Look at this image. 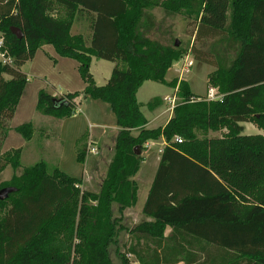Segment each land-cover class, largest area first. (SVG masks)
Segmentation results:
<instances>
[{"label": "trees", "instance_id": "obj_1", "mask_svg": "<svg viewBox=\"0 0 264 264\" xmlns=\"http://www.w3.org/2000/svg\"><path fill=\"white\" fill-rule=\"evenodd\" d=\"M157 7L181 13L197 42H212L209 51L193 44L191 52L215 66L208 84L218 86L222 98L194 93L188 79L166 78L189 51L175 38L151 37ZM209 7V0H0V35L14 58L12 64L0 61V145L28 82L21 66L45 44L78 60L85 87L63 94L43 87L37 111L65 118L79 99L100 98L119 125L98 190L81 189V178L44 159L22 167L21 147L2 154L0 167L10 164L14 174L0 187L16 189L0 198V264H114L112 245L129 264L117 235L125 210L138 200L134 176L142 151L162 137L166 144L143 207L151 219L131 230L127 252L141 264H264V134L243 133V122L264 128V0H228L224 25L202 18ZM79 21H86L88 34L71 33ZM93 55L124 65L117 63L107 82L98 84ZM148 79L178 87L180 99L164 126L146 127L137 91ZM162 101L155 96L147 105L153 109ZM15 129L25 139L35 131L32 121ZM221 129L222 135L208 134ZM86 156L85 146L79 161ZM167 225L172 231L165 236Z\"/></svg>", "mask_w": 264, "mask_h": 264}, {"label": "crops", "instance_id": "obj_2", "mask_svg": "<svg viewBox=\"0 0 264 264\" xmlns=\"http://www.w3.org/2000/svg\"><path fill=\"white\" fill-rule=\"evenodd\" d=\"M73 26L71 32L73 31ZM95 58H103H99L94 55L92 56L91 70L94 73L98 84H105L107 82L111 76L114 66L117 63L120 66L124 65L120 60L113 61L105 59L110 63V65L100 63L101 67L106 69V71L102 76V79L99 80L97 72L95 71ZM178 62L179 60L175 61L173 66L176 67ZM78 65L79 62L76 58L61 55L57 52L53 44H45L44 46L38 48L34 56L21 66L22 71H24L28 76V82L16 107L15 113L10 120L11 128L1 144V153H4L10 148L21 147L22 158L25 154L26 147L28 146L27 149L30 151V144L34 143L36 139H38L40 141L38 144H40V147H42L41 149L44 151V157L42 156V159L46 160L51 166L57 165L66 173L74 177L81 178L82 180L79 184L81 186L82 181L83 185L87 181L90 185L94 180L100 182L101 179L102 182V179L106 174L108 164L113 155V147L117 135L116 133L119 130L116 114L111 110L109 103L100 98L79 99L74 113L65 118H57L53 115L42 114L38 112L36 108L38 92L43 87L53 91L55 94L82 90L85 87V82L79 72ZM182 74L183 72H180L179 76L175 77L182 79ZM6 77H9V75H6ZM167 79L171 80L172 78ZM151 82H154V80H145L137 91V98L139 102L142 103V111L148 119L146 124V127L148 128L164 126L173 115L176 99L178 98V87L174 88L162 83L166 89L162 94L156 95L162 98V103L153 109L149 108L147 102L155 96L143 101L140 99V94L145 88L152 86L153 83ZM151 91H155V88L152 87L149 93ZM42 115L45 117H40ZM28 121L33 122L35 129L34 135L31 139H25L22 134L15 129L18 124ZM16 132L20 134L22 138L18 137ZM212 132L213 131L209 133L210 136L222 135L224 133L217 134ZM10 140L11 142L9 143ZM89 143L95 144L98 147V152L91 154L87 152L86 161L81 162L78 159V151L85 146L87 148ZM165 144L166 140L164 137L149 140L146 143V146L149 147V149L143 152L144 160L139 171L134 176V179L139 185L137 203L140 198V191L143 183L145 184L144 204L147 200L150 188L153 184L161 161V154ZM31 151L34 152V150ZM106 156L107 158L104 160ZM105 162L106 165L103 167L105 170L101 171L100 165ZM144 163H148L149 165L143 170ZM100 184L97 186L98 189ZM84 188L90 189L91 187L85 186ZM98 189L93 188L92 190ZM137 203L125 210L126 214L130 210H136L140 213V218H135V220L131 223L132 225L129 227L130 231L141 221L151 219V217H147L143 213L144 204L141 209H138L136 208ZM125 218L126 217L123 219ZM127 219H129V217H127ZM171 231L172 226L167 225L164 235H170ZM134 235L135 234L132 233V237L130 239L131 243L134 242ZM158 250L160 251V248H158ZM129 253L133 254L136 258L133 264H141L135 253ZM177 263L186 264L184 261H179Z\"/></svg>", "mask_w": 264, "mask_h": 264}, {"label": "rangeland", "instance_id": "obj_3", "mask_svg": "<svg viewBox=\"0 0 264 264\" xmlns=\"http://www.w3.org/2000/svg\"><path fill=\"white\" fill-rule=\"evenodd\" d=\"M209 3H210V7L203 11L202 18L214 22L218 25H224L226 23L227 14L229 11L228 0H211V1L209 0ZM154 13L156 15V26L153 32L151 33V37L159 38L164 42H172V40L175 38L178 41V44H181V46L184 49L186 48L189 51V53H186V55L179 60V62L176 64V67L173 66L168 70L166 77L171 79L175 76H179L180 72L181 73L183 72L182 74L183 78L189 80L192 90L198 95L201 96L203 95L207 97L208 90L210 88L208 84V74L209 72L215 69V66L211 63L195 58L191 52V48L193 44H195L196 47L209 51V49H212L211 47H213L211 44L212 42L208 41V43L205 45H202V43L197 42L195 40L194 26L188 24V21L184 18V16L181 13L174 12L170 14L162 7L155 8ZM88 31L89 28L86 21H79L74 24L73 31L71 33L87 34L89 33ZM230 55L233 56L234 51H230ZM100 63H105L106 65H110V63L105 59L95 58V71L97 72V77L99 78V80L102 79V76L106 71V69L101 67ZM151 83H153L152 86H148L147 88L144 89L143 92H141L140 94L141 100L146 101L153 96L162 94L163 91H165L166 89L161 82L154 81ZM152 87L155 88V91H151L149 93ZM179 99L180 97H178L176 101H178ZM40 117L44 118L45 116L42 115ZM243 124H244L243 133L245 134H256V133L264 134V128H261L254 122H243ZM221 130L220 131L211 130V131H213L212 133H217V134H221L226 131L223 129ZM133 131L135 134L138 133L137 129ZM17 135L18 137L22 138L20 134L17 133ZM10 142L11 140L9 141V143ZM38 143H40L38 139H36L34 143H31L29 146L30 151L27 149L28 146L26 147L25 154L21 158L22 167L31 165L36 161L42 160V156L44 157V151L43 149H41L42 147H40V144ZM1 147L2 146L0 145V165L2 162L1 158L3 154L1 153ZM147 149H149V147L146 146L145 149H143L142 154ZM31 150H34V152H32ZM106 158L107 156L104 158V160H106ZM105 165L106 162L100 165L101 171L105 170V168H103ZM148 165H149L148 163H144L143 170L147 168ZM13 174H14V170L12 165L8 164L5 167H0V184L3 181H10ZM100 183H101V179L100 182L94 180L93 182H91V185L88 181L83 185V181H82V185L80 187L81 189H84L85 186H89L91 187L90 189L93 188L98 189L97 186H99ZM3 187H0V189ZM144 200H145V184L143 183L141 186L140 198L136 205V208L141 209L144 204ZM124 217H126L122 221V224L124 226L120 228L117 235L118 247L120 248L119 250H121L123 253L126 254L129 264H133L136 258L133 254L127 252L128 246L131 243L130 239L132 237V233L129 230V227L132 225L131 223L135 220V218L138 219L140 218V213H138L136 210H130L127 212V214L125 212ZM127 217H129L130 220L127 219ZM116 246L117 245H112L110 247L111 258L114 264H122V259L120 257V254L117 253ZM171 264H179V263L176 262Z\"/></svg>", "mask_w": 264, "mask_h": 264}, {"label": "built area", "instance_id": "obj_4", "mask_svg": "<svg viewBox=\"0 0 264 264\" xmlns=\"http://www.w3.org/2000/svg\"><path fill=\"white\" fill-rule=\"evenodd\" d=\"M0 61H2L5 64H12L14 62L13 56L9 53L8 48L5 44V38L4 35H0ZM223 97V93L219 91L218 86H211L208 90L207 98L208 99H220ZM176 140L182 141L181 137H176ZM88 153H97L98 147L93 144L89 143L87 147Z\"/></svg>", "mask_w": 264, "mask_h": 264}, {"label": "water", "instance_id": "obj_5", "mask_svg": "<svg viewBox=\"0 0 264 264\" xmlns=\"http://www.w3.org/2000/svg\"><path fill=\"white\" fill-rule=\"evenodd\" d=\"M11 30L13 31V33H15L18 37H22L23 36V31L21 30L20 27L18 26H13L11 27ZM177 44H178V41H177ZM135 150H136V153L139 154L140 153V150H139V146H136L135 147ZM16 189L15 186L13 185H8V186H5L3 188L0 189V198L1 199H4L6 198L10 192L14 191Z\"/></svg>", "mask_w": 264, "mask_h": 264}]
</instances>
